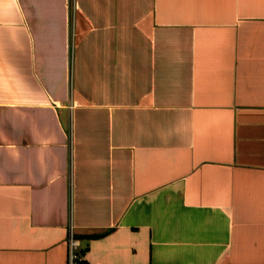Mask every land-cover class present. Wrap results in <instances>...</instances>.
Instances as JSON below:
<instances>
[{
    "label": "crops",
    "instance_id": "crops-1",
    "mask_svg": "<svg viewBox=\"0 0 264 264\" xmlns=\"http://www.w3.org/2000/svg\"><path fill=\"white\" fill-rule=\"evenodd\" d=\"M70 232L84 264H264V0H0V264Z\"/></svg>",
    "mask_w": 264,
    "mask_h": 264
},
{
    "label": "built area",
    "instance_id": "built-area-1",
    "mask_svg": "<svg viewBox=\"0 0 264 264\" xmlns=\"http://www.w3.org/2000/svg\"><path fill=\"white\" fill-rule=\"evenodd\" d=\"M66 248L67 260L65 264H84L80 241L74 237L72 232H70L66 241Z\"/></svg>",
    "mask_w": 264,
    "mask_h": 264
},
{
    "label": "trees",
    "instance_id": "trees-1",
    "mask_svg": "<svg viewBox=\"0 0 264 264\" xmlns=\"http://www.w3.org/2000/svg\"><path fill=\"white\" fill-rule=\"evenodd\" d=\"M92 237V236H91Z\"/></svg>",
    "mask_w": 264,
    "mask_h": 264
}]
</instances>
